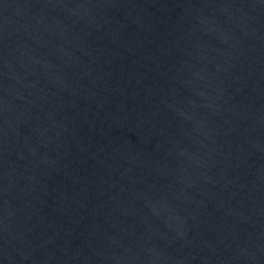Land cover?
<instances>
[{
    "label": "water",
    "instance_id": "obj_1",
    "mask_svg": "<svg viewBox=\"0 0 264 264\" xmlns=\"http://www.w3.org/2000/svg\"><path fill=\"white\" fill-rule=\"evenodd\" d=\"M0 264H264L247 0H0Z\"/></svg>",
    "mask_w": 264,
    "mask_h": 264
}]
</instances>
